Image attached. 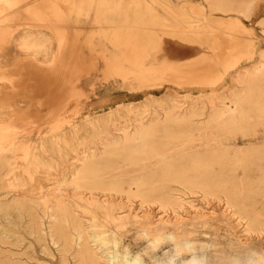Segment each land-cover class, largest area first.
Listing matches in <instances>:
<instances>
[{"label":"rangeland","instance_id":"374dc122","mask_svg":"<svg viewBox=\"0 0 264 264\" xmlns=\"http://www.w3.org/2000/svg\"><path fill=\"white\" fill-rule=\"evenodd\" d=\"M8 1L0 2V130L6 124L10 136L14 137L11 141L16 146L29 140V158L34 156L40 166L49 164L50 158L62 165L67 153L71 155L89 150L100 154L103 152L100 144L103 136L123 134V131L116 129L121 125H128L137 114L148 117L154 110L162 113V107L169 104L170 97L178 96L184 110H190L194 106V109L204 108V117H196V124H193L188 133L181 132L178 128L171 129L172 134L158 139L159 143H166L167 146L160 144L157 152L154 150L150 154L134 155L119 151L117 154H110L105 161L112 168L110 174H114L131 188H136L134 182H138L142 174L156 172L158 178L165 166L171 164L173 167H188L198 164L203 158L208 163L201 166L198 172H189L191 178L197 181L196 184L201 186L213 183L214 180L217 186L239 192L242 201L247 196L245 199L251 201L252 209L257 208L258 213H264V108L236 107L232 104L234 94L242 92L246 87L237 79L246 76V72L252 69H260V65L264 70V0H223L231 5L233 12L211 11L207 0ZM13 1L14 4L16 2L15 6ZM219 33L236 36L250 44L243 50L244 53L234 48L232 53L228 51L226 55H221L215 45V36ZM25 35L30 37L24 42L22 37ZM191 61H202L211 67L202 70L201 74L192 75L188 72L191 73L190 76L185 74L187 71L181 73L175 67ZM255 67L258 69H254ZM234 77L237 79L234 80ZM258 78L252 77V86L261 89L264 94V75ZM255 92L257 91L254 89L251 95H255ZM216 108H219V114L212 110ZM22 117L27 119L23 120ZM213 117L222 122L213 123ZM236 117L239 119L236 120ZM226 121L230 124H226ZM199 122L201 123L198 124ZM128 131L134 133L132 127ZM164 134L159 133V136ZM63 143L74 145L75 150L72 151L70 145ZM12 157L10 151L0 153V240L6 242L0 243V250L5 255L16 253L12 257L18 264L78 263L79 241L75 243L78 238L76 235L74 246L64 257L60 251L61 246L54 244L50 238V225L54 220L46 216L42 204L35 200L38 197L35 193L37 188L46 183L44 177L38 176L37 180H30L28 173L10 170L13 166ZM185 157L187 158L184 159ZM241 159L245 160L244 163H236ZM17 162L23 165L24 156H20ZM9 183H17L18 186L12 189L8 187ZM169 186L172 188L170 195L179 201L175 210L172 207L164 209L157 203L141 205L139 197L133 198L131 202L124 197L114 200L113 213L116 216L129 213L122 220H110L106 212L94 209V215L97 214L101 221L103 219V229L110 240L105 249L107 255L103 254L92 237L95 228H89L92 227L93 220L88 218L92 214L77 211L76 214L82 218V222L85 221L83 223L90 234V246L94 250L98 247L95 251L102 256V264H108V256H113L116 251H119L122 264L126 263V259L133 261L138 256L141 264H156L152 259L154 254L159 260H167L174 254L173 243L155 233L145 232V229L154 228L165 219L175 225L180 223L184 229L193 232L191 236L195 239H202L210 244L219 242L225 251L230 252L235 246L250 244L249 248L264 252V228L261 229L262 232L248 231L249 220L240 219L234 214L235 209L225 194L219 197L215 195L216 199L214 195L204 196L199 187L191 190L180 182H170ZM235 186L238 188L231 189ZM65 189L75 209L86 206V202L72 191V186H65ZM165 191L168 192V189ZM22 192L26 193L23 198L26 199V208H29L23 211L21 208L18 210V205L12 201L15 197L21 198ZM37 220L43 221L44 233L37 232ZM117 241L118 247H113ZM238 241L242 243L238 244ZM188 258L187 254H176L172 264H182L181 261ZM64 260L68 262L65 263Z\"/></svg>","mask_w":264,"mask_h":264},{"label":"bare ground","instance_id":"6f19581e","mask_svg":"<svg viewBox=\"0 0 264 264\" xmlns=\"http://www.w3.org/2000/svg\"><path fill=\"white\" fill-rule=\"evenodd\" d=\"M8 0H0V2H7ZM15 1V0H14ZM14 1L12 4H14ZM208 4L210 5L211 11L213 10H221L224 12L227 11H232V7L229 3L224 2L223 0H207ZM9 2V1H8ZM184 2H187L186 0ZM143 3V2H142ZM172 3V2H171ZM6 4V3H5ZM11 4V3H10ZM8 4L10 7L12 5ZM16 4V2H15ZM14 4V6H15ZM50 4V3H49ZM153 4V3H152ZM147 5V4H146ZM183 5V4H182ZM13 7V6H12ZM38 8V7H37ZM36 8V9H37ZM235 8V7H234ZM39 10V8H38ZM43 11V10H42ZM180 12V10H177ZM236 11V10H235ZM233 12V11H232ZM211 13V12H210ZM203 15V14H202ZM205 15V14H204ZM207 15V13H206ZM14 16V15H13ZM12 16V17H13ZM187 17V16H186ZM206 17V16H205ZM210 17V16H209ZM208 17V18H209ZM184 18V17H183ZM206 19V18H205ZM204 19V20H205ZM213 19V18H211ZM9 20V19H8ZM203 20V21H204ZM209 20V19H208ZM202 21V22H203ZM17 22V21H16ZM198 22V21H197ZM200 22V21H199ZM226 23V22H225ZM224 23V24H225ZM156 25V24H155ZM166 25V24H164ZM170 25V24H168ZM175 25V24H174ZM209 25V24H208ZM227 25V24H226ZM154 26V25H153ZM200 26V25H199ZM197 26V27H199ZM210 26V25H209ZM213 26V25H212ZM147 27V26H146ZM164 27V26H163ZM168 27V26H166ZM172 27V26H171ZM206 27V26H205ZM211 27V26H210ZM217 27V26H216ZM145 28V27H144ZM170 28V27H169ZM196 28V26H195ZM202 28V27H201ZM200 28V29H201ZM214 28V27H213ZM212 28V29H213ZM229 28V27H228ZM203 29V28H202ZM201 29V30H202ZM221 29V28H220ZM232 29V27H231ZM150 30V29H149ZM167 30V29H166ZM172 30V29H171ZM175 30V29H174ZM218 30V29H217ZM151 31V30H150ZM164 31V30H163ZM173 31V30H172ZM178 32V31H177ZM219 32V31H218ZM235 32V31H234ZM1 33V31H0ZM150 33V32H149ZM197 33V32H196ZM216 33V32H215ZM165 34V32H164ZM174 34V33H173ZM143 35V33H142ZM177 35V34H176ZM206 35V34H204ZM212 35V34H211ZM19 36V35H18ZM229 36V35H228ZM224 36L223 34H218L215 36V45L219 49V53L221 55H226L228 51L233 50L234 48L243 51L246 50V47L250 44L243 42L236 36ZM239 37V34L237 35ZM30 35H25L24 38L22 37L23 41H27L29 39ZM144 37V36H143ZM142 37V38H143ZM178 37V35H177ZM184 37V36H183ZM17 39V38H16ZM21 39V40H22ZM204 39V38H203ZM212 39V38H211ZM210 41V40H209ZM28 43V42H27ZM35 43V42H34ZM199 43V42H198ZM202 43V42H201ZM18 44V43H17ZM32 44V43H31ZM211 44V42H210ZM23 45H25L23 43ZM38 45V44H36ZM43 46V44H42ZM22 47V46H21ZM24 47V46H23ZM28 47V45H26ZM145 47V46H144ZM202 47V46H201ZM204 47V46H203ZM253 47V46H252ZM251 47V48H252ZM35 48V47H34ZM215 49H217L215 47ZM141 50V49H140ZM206 50V49H205ZM204 50V51H205ZM23 51V50H22ZM136 51V50H135ZM215 51V50H214ZM39 52V51H38ZM240 52V54H241ZM245 51H243L244 53ZM232 53V51H231ZM242 53V54H243ZM142 54V53H140ZM235 54V53H234ZM245 55V54H244ZM263 55V54H262ZM261 55V56H262ZM142 56V55H141ZM218 56V54H217ZM229 56V55H228ZM239 56V55H238ZM243 56V55H242ZM240 56V57H242ZM221 57V56H220ZM235 57V56H233ZM264 57V56H263ZM262 57V58H263ZM3 58V56H2ZM140 58V57H138ZM226 58V57H225ZM231 59V57H229ZM23 59V58H22ZM227 59V58H226ZM2 60V59H1ZM140 60V59H139ZM223 60V57H222ZM233 60V58H232ZM235 60V59H234ZM233 60V61H234ZM240 60V59H239ZM1 62V61H0ZM143 64V63H142ZM262 64V63H261ZM231 65V64H230ZM254 65V64H253ZM215 66V65H214ZM212 65V67H214ZM222 66V64H221ZM227 66V65H226ZM232 66V65H231ZM252 66V65H251ZM255 66V65H254ZM253 66V67H254ZM263 66V64H262ZM176 69L179 70V72L185 71V74L188 72H191L192 75L194 74H201L202 70L206 68H210L211 65L208 63H203L202 61H191L187 62L184 64H180L175 66ZM258 67V66H257ZM255 67L254 69H256ZM260 69L254 70L250 72H246V76L239 77L236 76L234 77L238 82L243 83L244 86L246 85L245 88H243V91L237 92L234 94V97L231 98L233 99V105L234 106H247L250 108H264V94L262 93V90L259 88H254L252 84H254V79L252 80V77L255 76V78L258 77H263L264 75V70L262 69L261 65L259 66ZM149 68V67H148ZM2 69V68H1ZM11 69V68H10ZM8 69V71L10 70ZM175 69V70H176ZM215 69V68H214ZM213 70V69H212ZM243 70V69H242ZM217 72V70H214ZM238 71V70H237ZM246 71V70H244ZM39 72V71H38ZM210 72V71H209ZM6 73V72H5ZM12 73V71H11ZM41 73V72H40ZM61 73V72H60ZM182 73V72H181ZM190 73V74H191ZM239 73V72H238ZM237 73V74H238ZM189 74V73H188ZM187 76H190V74ZM211 74V73H210ZM232 74V73H231ZM235 74V73H234ZM233 74V75H234ZM242 74V73H241ZM10 75V74H9ZM206 75V74H204ZM245 75V74H244ZM8 76V75H7ZM12 76V75H11ZM21 76V75H20ZM19 76V77H20ZM40 76V74H39ZM43 76V75H42ZM196 76V75H195ZM198 76V75H197ZM232 76V75H231ZM18 77V78H19ZM199 77V76H198ZM206 77V76H205ZM188 78V77H187ZM195 78V77H193ZM210 78V77H208ZM232 78V77H231ZM205 79V78H204ZM259 79V78H258ZM53 80V79H52ZM189 80L190 77H189ZM195 80V79H193ZM197 80V79H196ZM199 80V79H198ZM202 80V79H200ZM45 81V80H44ZM206 82V80H203ZM11 82V81H10ZM9 82V83H10ZM33 82V81H32ZM200 82V81H199ZM234 82V81H233ZM236 82V81H235ZM14 83V82H11ZM10 83V84H11ZM32 85V84H31ZM63 85V84H62ZM242 85V84H240ZM13 86V85H12ZM11 87V86H9ZM14 87V86H13ZM12 87V88H13ZM23 87V86H22ZM21 87V88H22ZM69 87V86H68ZM70 88V87H69ZM1 89V87H0ZM237 90V88H235ZM242 89V88H241ZM255 95H251V93L254 91ZM12 90V89H11ZM15 90V88H14ZM45 90V89H44ZM59 90V89H58ZM230 90V88H229ZM228 90V91H229ZM232 90V89H231ZM234 90V89H233ZM239 90V89H238ZM245 90V91H244ZM2 91V90H1ZM10 91V90H9ZM8 91V93H9ZM172 91V89H171ZM5 92H7L5 90ZM16 92V91H15ZM35 92V91H34ZM71 92V91H70ZM74 92V91H73ZM201 92V91H200ZM203 92V91H202ZM12 93V92H11ZM14 93V92H13ZM176 93V92H175ZM192 93V92H191ZM198 93V92H197ZM204 93V92H203ZM212 93V92H211ZM233 92H231L232 94ZM5 94V93H4ZM194 94V93H193ZM32 95V94H31ZM176 95V94H175ZM24 96V95H23ZM22 96V97H23ZM173 96V95H172ZM205 96V95H204ZM66 97V96H65ZM190 97V96H189ZM217 96H215L216 98ZM223 97V96H221ZM229 97V96H228ZM70 98V96H69ZM193 98V97H192ZM1 99V98H0ZM8 99V98H7ZM17 99V98H15ZM24 99V98H23ZM26 99V98H25ZM170 102L167 104V106L162 107V113L159 112L158 110H154L153 113H151L148 117H145L144 114H137L132 121L128 123V125H121L118 127L116 130L123 131V134L121 135H116V134H111L110 136H103L102 140L100 142L103 152L96 153L94 151L89 152L84 150L81 152H74V154H65V157L63 158V164H57L58 162L55 161L54 158H50L49 164L47 165H39L38 161L36 158L33 157L29 158L28 155L31 154L29 152V145L26 141H22L19 143L18 146H16L11 139L14 137L10 136L9 134V129L6 128V124H4V128L0 130V153L10 151L11 154L13 155L12 157V162L13 166L10 170H17L23 173H28V177L30 180H37L38 176H43L46 183L41 185L39 189L37 188V199L36 202L38 204H42V210L45 212L46 216L50 219H53L51 225H50V232H51V237L52 242L54 244H58L61 246L60 251L63 254V257L66 255V253L74 246V237H78L76 239V242H78V249H77V255L79 258V264H102L101 263V258L99 254H97V248L99 247L100 250L103 251V254L105 253L106 247H102L100 243L98 242L99 237H103L106 241L110 242L109 237L107 236L106 231L103 229L105 225H103L102 221L98 217V215H94V209L101 210L103 212H106V216L110 218V220L116 221V220H122L126 216H128L127 213L126 215L122 216H116L113 213L115 204L114 200H119V198H126L127 201H132L133 198L139 197L141 199V205H144L145 203H156L160 204L164 209L167 207H172V210H175L177 205L179 206V201L177 198L174 196L170 195V191L172 188L169 186L170 182H180L185 185L186 188H189L193 190L194 187H199L204 193L203 195H216L219 197L221 194H225L227 197V200L229 201L230 205L235 209L234 214L238 215L240 219H247L249 220L247 226H248V231H253L258 232V230L261 231V229L264 228V213H258L257 208L253 210L254 208L248 202V199L246 200L245 198L243 201L240 199V195L237 193V191H229L228 189H224L223 187H220V185H216L215 181L213 180V183H207L205 185H198L196 184L193 178H191V174L189 172L191 171H197L203 166L205 163H208V161L204 160L203 158L200 159V162L195 165L192 164V166L188 167H173L171 166H165L162 170V174L160 177L156 178V172L150 173V174H142L139 177L138 182H134L136 185V188H131L130 185L124 184V181H120V178H117L114 174H110L112 168L107 166L105 161L108 160V156L110 154H117L119 151H126L130 154L134 155H141V154H150L154 150L157 152L159 150V145L163 144L165 147L167 146L166 143H159L161 138H166L170 134L173 133L171 129L178 128L180 129L181 132L188 133L193 127V124L195 123V118L203 115L204 117V108L201 109H194L192 107L190 110H184V107L181 106L180 101L178 100V96H173L170 97ZM184 99V97H183ZM198 99L199 96H198ZM219 99V98H218ZM223 99V98H222ZM228 99V98H227ZM231 99V100H232ZM64 100V99H63ZM185 100V99H184ZM211 100V99H210ZM215 100V99H214ZM226 100V98H225ZM230 100V99H229ZM4 101V100H3ZM40 101V100H39ZM220 101V100H219ZM254 101V102H253ZM8 102V101H7ZM13 102V101H12ZM183 102V101H182ZM215 102V101H214ZM222 103L224 102L223 100L221 101ZM2 103V102H1ZM4 103V102H3ZM19 104V103H18ZM21 104V103H20ZM28 104V103H27ZM42 104V103H41ZM63 104V103H62ZM220 104V103H219ZM1 105V104H0ZM59 105V103H58ZM191 105V104H190ZM64 106V105H63ZM184 106V104H183ZM214 107V105L212 104ZM15 107V106H14ZM17 107V106H16ZM21 107V106H20ZM29 107V106H28ZM203 107V106H202ZM216 107V106H215ZM12 108V107H11ZM61 108V107H60ZM225 108V107H224ZM233 108V107H232ZM3 109V108H2ZM6 109V107L4 108ZM27 109V107H26ZM187 109V108H186ZM210 109V107H209ZM219 109V108H218ZM218 109H212L214 111H218ZM10 110V106L9 109ZM224 110V109H223ZM233 110V109H232ZM238 110V108H237ZM5 111V110H4ZM27 111V110H26ZM25 111V112H26ZM209 111V110H208ZM222 111V110H221ZM227 111V110H224ZM230 111V110H228ZM235 111V110H234ZM252 111V109H251ZM12 112V111H11ZM10 112V113H11ZM243 112V111H242ZM257 112V111H256ZM14 113V112H13ZM19 113V112H18ZM237 113V111H236ZM29 114V113H28ZM147 114V113H146ZM219 114V111L217 112ZM224 114V113H223ZM228 114V113H227ZM233 114V113H232ZM242 114V113H241ZM255 114V113H254ZM262 114V113H261ZM5 115V114H4ZM9 115V114H8ZM212 115V114H211ZM245 115V114H244ZM256 115V114H255ZM14 116V114H13ZM18 116V115H17ZM213 116V115H212ZM211 116V117H212ZM216 117V113L214 114ZM218 116V115H217ZM221 116V114H220ZM228 116V115H226ZM246 116V115H245ZM6 117V116H5ZM207 117V116H206ZM209 117V115H208ZM15 118V117H13ZM220 118V117H219ZM238 117H236L237 120ZM16 119V118H15ZM22 119H27L23 118ZM21 119V120H22ZM198 119V118H197ZM239 119V118H238ZM250 119V118H249ZM2 120V119H1ZM204 122H206L204 119H202ZM210 120V119H209ZM229 120V119H228ZM3 121V120H2ZM201 121V120H200ZM208 121V120H207ZM213 123H220V119L214 118L211 120ZM211 121H208L209 123ZM235 122V120H233ZM242 121V120H241ZM9 122V121H8ZM202 122V121H201ZM199 122L198 124H200ZM227 122V121H226ZM232 122V121H231ZM239 123V122H238ZM1 124V123H0ZM19 124V123H18ZM21 124V123H20ZM203 124V123H202ZM228 124V122L226 123ZM230 124V123H229ZM228 124V125H229ZM257 124V123H256ZM237 125V124H236ZM8 126V125H7ZM198 126V125H197ZM205 126V125H204ZM211 126V125H210ZM216 126V125H215ZM226 127V125H224ZM132 127L134 130V133H131L128 131V128ZM199 127V126H198ZM244 127V126H242ZM246 128V127H245ZM207 129V128H206ZM214 129V128H213ZM212 129V130H213ZM231 129V128H230ZM75 130V129H73ZM228 130V129H227ZM235 130V129H234ZM229 131V130H228ZM204 132V130H203ZM159 133H165L164 135L159 136ZM197 136V135H196ZM177 138V137H176ZM28 139V138H27ZM159 139V140H158ZM23 140V139H22ZM66 146L70 145L69 143H63ZM71 146V147H70ZM69 147L72 149V151L75 150L74 145H70ZM80 149V148H79ZM93 147L90 148L92 150ZM257 150V148H255ZM242 151V150H241ZM227 152V151H226ZM225 152V153H226ZM233 152V151H232ZM234 152L237 153V151L234 150ZM251 152V151H249ZM248 152V154H250ZM257 152V151H256ZM159 154V153H155ZM192 154V153H191ZM197 154V152H196ZM223 154V153H222ZM205 155V154H203ZM215 155V154H214ZM213 155V156H214ZM236 155V154H235ZM259 155V154H258ZM25 158V163H22L23 165L19 164L17 162L19 157ZM195 156V155H194ZM219 156V155H217ZM207 157V155L205 156ZM222 157V156H221ZM220 157V158H221ZM228 157V156H227ZM226 157V158H227ZM243 157V156H242ZM179 158V157H178ZM185 157L184 159H186ZM219 158V159H220ZM249 158V157H248ZM247 158V159H248ZM21 159V158H20ZM180 159V158H179ZM197 159V158H195ZM194 159V160H195ZM238 159V158H237ZM250 159V158H249ZM190 160V158H189ZM188 160V161H189ZM209 160V159H207ZM179 161V160H178ZM176 161V162H178ZM180 161H183L180 160ZM192 161V159H191ZM243 162L245 160L241 159L238 160V162ZM7 162V161H6ZM11 162V163H12ZM173 162V161H172ZM194 162V161H193ZM211 162V161H210ZM213 162V161H212ZM217 162V161H216ZM215 162V163H216ZM235 162V161H234ZM67 163V165H66ZM175 163V162H174ZM180 163V162H179ZM187 163V162H186ZM231 163V162H230ZM246 163V162H245ZM218 164V163H217ZM180 165V164H179ZM184 165V163H183ZM186 165V164H185ZM208 165V164H206ZM214 165V164H213ZM225 165V164H224ZM223 165V166H224ZM234 165V163H233ZM232 165V167H233ZM247 164H245L246 166ZM11 166V165H10ZM210 166V165H209ZM253 166V165H252ZM258 166V165H257ZM241 167V166H239ZM249 167V166H248ZM227 168V167H226ZM214 169V168H213ZM239 169V168H238ZM211 170V169H210ZM223 170V169H222ZM16 172V171H15ZM196 172V173H197ZM215 172V171H214ZM218 172V171H217ZM237 172V171H235ZM204 173V172H203ZM216 173V172H215ZM202 174V173H201ZM205 174V173H204ZM203 174V175H204ZM221 174V173H219ZM16 175V174H15ZM212 175V174H211ZM225 175V173H224ZM206 176V175H205ZM217 176V175H216ZM240 176V175H239ZM18 177V176H17ZM15 176V178H17ZM199 177V176H198ZM197 177V178H198ZM230 179V178H229ZM238 179V176H237ZM242 179V178H241ZM41 180V179H40ZM212 180V178H211ZM42 181V180H41ZM205 181V180H203ZM229 181V180H228ZM242 181V180H241ZM36 182V181H35ZM232 182V181H229ZM37 183V182H36ZM203 183V182H202ZM224 184V182H222ZM242 183V182H241ZM38 184V183H37ZM200 184V183H199ZM219 184V183H218ZM226 184V183H225ZM72 186L73 187V192L76 193L81 200L86 202V206H81V208L75 209L72 206V201L69 199L68 191H66L65 186ZM18 186L17 183H9L8 187H11L13 189ZM32 186V185H31ZM217 186V187H215ZM241 186V185H240ZM182 187V186H181ZM226 187V186H225ZM231 187L232 188H236ZM168 189V192L165 191V189ZM238 188V187H237ZM11 189V190H12ZM196 189V188H194ZM230 189V188H229ZM230 189V190H231ZM244 189V188H243ZM186 190V189H185ZM197 190V189H196ZM257 190V189H256ZM16 190L14 189V192ZM23 191V190H22ZM188 191V190H187ZM200 191V189H199ZM245 191V189H244ZM248 191V190H247ZM263 191V190H262ZM20 192V191H19ZM25 192V189H24ZM22 192L23 196L21 198L15 197L14 203L18 205V210L21 208V210H26L29 208H26L25 206V200L23 197L25 196L26 193ZM170 192V193H169ZM184 192V191H182ZM242 192V191H241ZM249 192V191H248ZM17 193V192H16ZM177 193V192H175ZM179 193V192H178ZM21 194V192H20ZM181 194V193H180ZM193 194V193H192ZM245 194V193H244ZM262 194V193H260ZM6 195V194H5ZM30 195V194H29ZM182 195V194H181ZM195 195V193H194ZM202 195V196H203ZM224 195V196H225ZM243 195V194H241ZM249 195V193H248ZM184 196V194H183ZM203 196V197H204ZM215 196V198H216ZM177 197H179L177 195ZM185 197V196H184ZM213 197V196H212ZM14 198V197H13ZM117 198V199H115ZM243 198V197H242ZM217 199V198H216ZM226 199V198H225ZM252 199V198H251ZM31 200V199H30ZM33 200V199H32ZM33 200V201H35ZM181 200V199H180ZM219 200V199H218ZM222 200V199H221ZM250 200V199H249ZM253 200V199H252ZM263 200V199H262ZM29 201V200H28ZM254 201V200H253ZM129 202V203H130ZM181 202V201H180ZM13 203V202H12ZM182 203H184L182 201ZM114 204V205H113ZM131 204V203H130ZM120 205V204H119ZM228 205V203H227ZM146 207L148 205H145ZM150 206V205H149ZM16 207V208H17ZM142 207V206H141ZM145 207V209H146ZM230 207V206H229ZM15 208V209H16ZM31 208V207H30ZM125 208V207H124ZM149 208V207H147ZM183 208V207H182ZM253 208V209H252ZM178 209V208H177ZM228 209V208H227ZM128 210V209H126ZM162 210V209H160ZM168 210V209H167ZM230 210V209H229ZM77 211H83L86 213H91L92 217L88 216L89 219L93 220L92 222V227L90 226L89 228H95V232L92 233V237L95 238V244L97 243L98 247L95 248V250L90 246L89 244V232L86 230V226L84 225L83 222L81 221V217L77 215ZM148 211V210H147ZM232 211V210H231ZM19 212V211H18ZM17 212V213H18ZM125 212V210H124ZM126 213V212H125ZM124 213V214H125ZM176 213V212H174ZM21 214V213H20ZM79 214V213H78ZM149 214V213H148ZM87 215V214H86ZM94 215V216H93ZM174 215V214H173ZM138 216V215H137ZM142 216V215H141ZM145 216V215H144ZM151 216V215H150ZM134 217V215H133ZM143 217V216H142ZM147 217V216H146ZM161 217V215H160ZM169 217V216H168ZM176 217V216H175ZM179 217V216H178ZM232 217V216H231ZM144 218V217H143ZM166 218V217H165ZM160 219V218H159ZM174 219V218H173ZM35 220V219H34ZM88 220V219H87ZM126 220V219H125ZM156 220V219H153ZM228 220V219H226ZM106 221V220H105ZM104 221V222H105ZM141 221V220H140ZM150 221V220H149ZM175 221V220H174ZM172 221V222H174ZM182 221V220H181ZM243 221V220H241ZM245 221V220H244ZM89 222V221H88ZM123 222V221H122ZM148 222V221H147ZM153 222V221H152ZM155 222V221H154ZM160 222V221H158ZM177 222V221H176ZM180 222V221H178ZM207 222V221H206ZM212 222V221H210ZM90 223V222H89ZM107 223V222H106ZM120 223V222H119ZM144 223V222H143ZM151 223V222H150ZM240 223V222H239ZM36 227H37V232L41 234L43 232L42 225L44 224L43 221H35ZM122 224V223H121ZM180 224V223H179ZM175 225L170 222V220L165 219L161 222L160 225L154 227V228H148L145 229V232L149 234L150 233H155L156 236L166 238L169 241L173 243V249H174V254L171 255L167 260L162 261L157 258V255L154 254L152 256L153 262L156 264H172L174 262V256L176 254H187L189 255L188 259H183L181 262L182 264H239V262L244 261L247 253L251 249L249 248V245H239L238 247L235 245H238L241 242L238 241V244L234 243L235 247L230 250V252L225 251V248L220 247V245L216 242V244H210L205 241L198 240L193 238V232L184 229L181 225ZM183 224V223H182ZM123 225V224H122ZM143 225V224H142ZM141 225V226H142ZM145 225V224H144ZM148 224L146 223V226ZM185 225V224H184ZM186 226V225H185ZM187 227V226H186ZM212 227V226H211ZM49 228V227H48ZM88 227L87 229L90 230ZM108 229V228H107ZM109 230V229H108ZM170 231V232H168ZM108 232V231H107ZM262 232V231H261ZM44 233V232H43ZM144 234V231L142 232ZM252 233V234H253ZM50 234V233H49ZM116 234V233H115ZM217 234V233H214ZM213 234V235H214ZM264 234V233H263ZM76 235V236H75ZM42 236V235H41ZM197 236V235H196ZM216 236V235H215ZM247 236V235H246ZM2 237V236H1ZM198 237V236H197ZM111 238V237H110ZM211 238V237H210ZM215 238V237H214ZM241 238V237H240ZM115 239V237H114ZM117 239V238H116ZM217 239V238H216ZM94 240V239H93ZM207 240V239H206ZM210 240V239H208ZM215 240V239H213ZM168 241V242H169ZM216 241V240H215ZM221 241V240H219ZM226 241V240H225ZM224 241V242H225ZM232 241V240H231ZM236 241V240H234ZM118 242V241H117ZM0 243L6 244V242L0 240ZM112 243V242H111ZM222 243V242H221ZM247 243V242H246ZM170 244V242H169ZM225 244H227L225 242ZM230 244V243H229ZM233 244V243H232ZM231 244V245H232ZM228 245V244H227ZM168 246V245H167ZM166 246V247H167ZM230 246V245H229ZM94 247V246H93ZM226 247V246H225ZM154 248V247H153ZM156 248H158L156 246ZM155 248V249H156ZM163 248V247H162ZM98 249V250H99ZM76 250V249H75ZM108 250V249H107ZM159 250V248H158ZM169 250V249H168ZM147 251V250H146ZM145 251V252H146ZM262 251V250H260ZM107 252V251H106ZM119 252V251H118ZM152 252V251H151ZM117 253V251H116ZM121 253V252H120ZM16 253L10 252V255H5L3 251L0 250V264H18L16 261H14L13 257ZM106 254V253H105ZM127 254V252H126ZM153 254V253H152ZM75 255V254H74ZM107 255V254H106ZM112 255V253H111ZM128 255V254H127ZM73 256V255H72ZM122 256V255H121ZM130 256V255H129ZM150 256V255H149ZM131 257V256H130ZM151 257V256H150ZM159 257V256H158ZM178 257V256H176ZM75 258V257H74ZM122 258V257H121ZM125 258V257H124ZM164 258V256L162 257ZM103 259V258H102ZM108 261L112 259V256H108ZM134 259V257H133ZM131 260V259H130ZM128 259L125 260V264H141L139 256L136 257L133 261H130ZM149 260V259H148ZM106 261V260H105ZM107 261V262H108ZM152 261V260H151ZM19 262V260H18ZM65 262V260L63 261ZM68 260H66L65 263H67ZM76 263V264H78ZM68 264V263H67ZM109 264V263H108ZM119 264H122V261L119 259Z\"/></svg>","mask_w":264,"mask_h":264},{"label":"clouds","instance_id":"9594fccd","mask_svg":"<svg viewBox=\"0 0 264 264\" xmlns=\"http://www.w3.org/2000/svg\"><path fill=\"white\" fill-rule=\"evenodd\" d=\"M98 242L102 247H107L109 242L106 241L103 237L98 238ZM113 247H118V242L113 244ZM120 254L119 252L115 253L112 256V259L109 261V264H119ZM239 264H264V252L249 250L244 261L239 262Z\"/></svg>","mask_w":264,"mask_h":264}]
</instances>
